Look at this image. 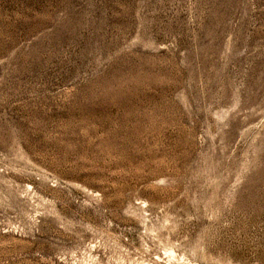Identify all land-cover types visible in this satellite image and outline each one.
<instances>
[{"label": "rangeland", "instance_id": "obj_1", "mask_svg": "<svg viewBox=\"0 0 264 264\" xmlns=\"http://www.w3.org/2000/svg\"><path fill=\"white\" fill-rule=\"evenodd\" d=\"M0 264H264V0H0Z\"/></svg>", "mask_w": 264, "mask_h": 264}]
</instances>
